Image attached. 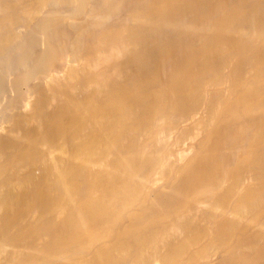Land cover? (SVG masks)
<instances>
[{
	"label": "bare ground",
	"instance_id": "bare-ground-1",
	"mask_svg": "<svg viewBox=\"0 0 264 264\" xmlns=\"http://www.w3.org/2000/svg\"><path fill=\"white\" fill-rule=\"evenodd\" d=\"M0 264H264V0H0Z\"/></svg>",
	"mask_w": 264,
	"mask_h": 264
}]
</instances>
